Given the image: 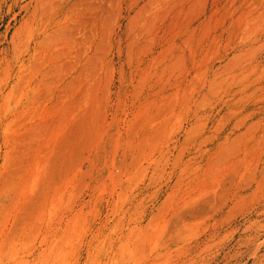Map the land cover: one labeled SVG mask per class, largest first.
I'll list each match as a JSON object with an SVG mask.
<instances>
[{
  "label": "rangeland",
  "instance_id": "obj_1",
  "mask_svg": "<svg viewBox=\"0 0 264 264\" xmlns=\"http://www.w3.org/2000/svg\"><path fill=\"white\" fill-rule=\"evenodd\" d=\"M0 264H264V0H0Z\"/></svg>",
  "mask_w": 264,
  "mask_h": 264
}]
</instances>
